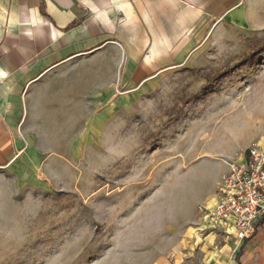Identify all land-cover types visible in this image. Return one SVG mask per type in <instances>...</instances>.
<instances>
[{"label":"rangeland","instance_id":"374dc122","mask_svg":"<svg viewBox=\"0 0 264 264\" xmlns=\"http://www.w3.org/2000/svg\"><path fill=\"white\" fill-rule=\"evenodd\" d=\"M249 17L146 87L106 54L30 90L27 143L0 169V264H243L258 231L238 241L200 206L264 147V0Z\"/></svg>","mask_w":264,"mask_h":264},{"label":"crops","instance_id":"0c3cea01","mask_svg":"<svg viewBox=\"0 0 264 264\" xmlns=\"http://www.w3.org/2000/svg\"><path fill=\"white\" fill-rule=\"evenodd\" d=\"M255 1L0 0V169L22 153L29 92L54 68L111 54L112 78L146 87L196 54L223 24L248 25ZM262 227L243 264H264Z\"/></svg>","mask_w":264,"mask_h":264},{"label":"built area","instance_id":"2783aa9c","mask_svg":"<svg viewBox=\"0 0 264 264\" xmlns=\"http://www.w3.org/2000/svg\"><path fill=\"white\" fill-rule=\"evenodd\" d=\"M217 188L213 206H200L203 217L238 241L254 237L264 221V147L229 163Z\"/></svg>","mask_w":264,"mask_h":264}]
</instances>
